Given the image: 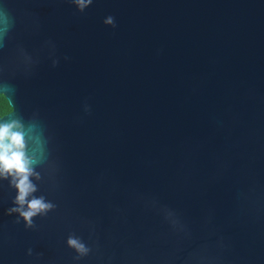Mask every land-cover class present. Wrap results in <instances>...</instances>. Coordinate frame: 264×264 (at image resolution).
Masks as SVG:
<instances>
[{"label": "water", "instance_id": "water-1", "mask_svg": "<svg viewBox=\"0 0 264 264\" xmlns=\"http://www.w3.org/2000/svg\"><path fill=\"white\" fill-rule=\"evenodd\" d=\"M0 9V86L55 205L29 227L0 178V264H264V0Z\"/></svg>", "mask_w": 264, "mask_h": 264}, {"label": "clouds", "instance_id": "clouds-1", "mask_svg": "<svg viewBox=\"0 0 264 264\" xmlns=\"http://www.w3.org/2000/svg\"><path fill=\"white\" fill-rule=\"evenodd\" d=\"M77 10L84 12L93 0H72ZM105 24L115 27L114 17L108 16ZM11 27L10 15L6 10L0 9V39H3ZM14 92L10 85L0 86V178L8 180L17 189V196L14 203L17 207L9 209V214L19 213L20 217L29 227L33 224V218L38 215H46L55 208V205L47 201L41 195L35 196L38 187L30 179H41L37 168L42 166L46 160L45 149L40 143L39 149L36 146L35 132L33 131L31 145L27 141L26 128L35 129L34 124H25L23 118L16 114V109L11 103L6 90ZM68 245L75 249L80 255H86L89 249L79 239L69 237Z\"/></svg>", "mask_w": 264, "mask_h": 264}, {"label": "trees", "instance_id": "trees-1", "mask_svg": "<svg viewBox=\"0 0 264 264\" xmlns=\"http://www.w3.org/2000/svg\"><path fill=\"white\" fill-rule=\"evenodd\" d=\"M4 103V101H0V104H3Z\"/></svg>", "mask_w": 264, "mask_h": 264}]
</instances>
